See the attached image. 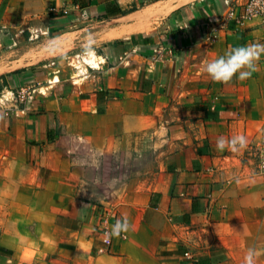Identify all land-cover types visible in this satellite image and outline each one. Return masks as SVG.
<instances>
[{"label": "crops", "instance_id": "obj_1", "mask_svg": "<svg viewBox=\"0 0 264 264\" xmlns=\"http://www.w3.org/2000/svg\"><path fill=\"white\" fill-rule=\"evenodd\" d=\"M242 2L0 0V264H264V54L243 81L203 70L264 44L261 18L229 17ZM157 3L148 31L86 27ZM92 38L68 77L55 57Z\"/></svg>", "mask_w": 264, "mask_h": 264}, {"label": "clouds", "instance_id": "obj_2", "mask_svg": "<svg viewBox=\"0 0 264 264\" xmlns=\"http://www.w3.org/2000/svg\"><path fill=\"white\" fill-rule=\"evenodd\" d=\"M261 4H264V0H253V6L249 8V12H252L254 8L264 11V7H260ZM262 54H264V44L262 43L233 47L227 50L224 55L207 62L203 70L216 82H229L233 77L243 81L250 78L252 73L258 70L256 62ZM246 144L247 140L243 135L234 136L230 140L219 137L217 140L219 150H223L228 145L233 151H236L238 150L237 145L244 147ZM127 227L126 221L124 223L118 221L113 234L119 235L120 230H126ZM246 264H253L252 251H249L246 257Z\"/></svg>", "mask_w": 264, "mask_h": 264}, {"label": "rangeland", "instance_id": "obj_3", "mask_svg": "<svg viewBox=\"0 0 264 264\" xmlns=\"http://www.w3.org/2000/svg\"><path fill=\"white\" fill-rule=\"evenodd\" d=\"M159 5L160 3L154 4L152 6H150L149 4L144 10L135 15H127L121 19L111 21L109 23L101 22V20H94L90 22L87 20L88 25L86 27L91 33L100 30L102 25H104L105 28H110V33L107 34L106 40L108 38H113L114 36L118 35V33H114L117 31H111L113 29L120 30V28L122 29L123 27H126L130 32L148 31L152 27H154L158 21H160V19L157 18L158 13L156 12V7ZM103 40L105 39L99 38L96 41V39L92 38L87 45H84L83 47L79 48H73L71 51L65 52L64 54H62V56L58 55L55 58H61V60H63L60 66L64 70H66L68 77L72 76L73 78H78L84 75H88L90 73V66L92 65H89L88 62L85 61V58L94 57L95 61L98 63L99 58L97 54L102 48V45L104 43ZM263 155L264 152L262 148L257 147L256 149H254V157L257 160L259 166V162L262 161ZM258 262H260V260H258Z\"/></svg>", "mask_w": 264, "mask_h": 264}, {"label": "built area", "instance_id": "obj_4", "mask_svg": "<svg viewBox=\"0 0 264 264\" xmlns=\"http://www.w3.org/2000/svg\"><path fill=\"white\" fill-rule=\"evenodd\" d=\"M253 6V0H243V2L239 5L232 7L229 11V17L235 18L239 22H243L245 20L251 18H261L264 21V11H260L259 8H254L252 12H249V8ZM260 7H264V4H261ZM262 148L264 152V140L258 144L256 148ZM260 163L261 168L264 170V155L263 159ZM114 228L102 227L97 231V235L101 238L103 242V247L100 248V251H108L113 244V238L116 236L113 234ZM119 235L121 233L119 232ZM186 255H189L188 253Z\"/></svg>", "mask_w": 264, "mask_h": 264}, {"label": "bare ground", "instance_id": "obj_5", "mask_svg": "<svg viewBox=\"0 0 264 264\" xmlns=\"http://www.w3.org/2000/svg\"><path fill=\"white\" fill-rule=\"evenodd\" d=\"M127 33H129V31H123V32L118 33V36H123L125 34L127 35ZM85 61L88 62L89 65H92V66H96L97 65V62L95 61L94 57L93 58H85Z\"/></svg>", "mask_w": 264, "mask_h": 264}, {"label": "trees", "instance_id": "obj_6", "mask_svg": "<svg viewBox=\"0 0 264 264\" xmlns=\"http://www.w3.org/2000/svg\"><path fill=\"white\" fill-rule=\"evenodd\" d=\"M72 1H77V0H72ZM115 10L117 11H109L108 10V13L110 12L111 15H117L118 12H122L119 8L115 7Z\"/></svg>", "mask_w": 264, "mask_h": 264}]
</instances>
